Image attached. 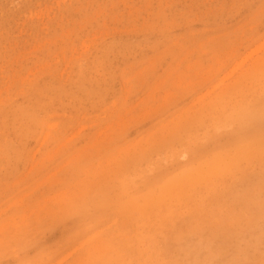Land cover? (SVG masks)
<instances>
[{
    "label": "rangeland",
    "instance_id": "374dc122",
    "mask_svg": "<svg viewBox=\"0 0 264 264\" xmlns=\"http://www.w3.org/2000/svg\"><path fill=\"white\" fill-rule=\"evenodd\" d=\"M0 264H264V0H0Z\"/></svg>",
    "mask_w": 264,
    "mask_h": 264
}]
</instances>
